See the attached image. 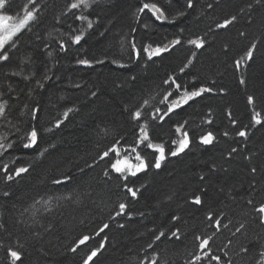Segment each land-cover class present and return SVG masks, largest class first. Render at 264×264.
<instances>
[{
  "label": "trees",
  "instance_id": "1",
  "mask_svg": "<svg viewBox=\"0 0 264 264\" xmlns=\"http://www.w3.org/2000/svg\"><path fill=\"white\" fill-rule=\"evenodd\" d=\"M74 2L33 0L26 9L29 0H6L7 11H0L16 22L36 9L30 29L13 38L16 47L9 42L10 58L0 62V104L6 107L0 138L13 145L0 150V264H10L9 247L22 253L18 264H83L94 249L99 251L89 264H216L211 255L221 264H264V224L255 211L264 204V123L252 122L255 112L264 120V0H192V8L187 0H95L87 8H69ZM143 3H158L167 18L139 12ZM232 16L237 19L228 27H216ZM197 37L204 47L187 43ZM176 39L181 43L173 46ZM253 43L252 59L237 70L234 62ZM145 46L167 51L149 60ZM169 77L179 90L164 83ZM201 87L213 92L181 104L163 121L152 119L157 108L162 115L185 90ZM249 95L255 109L247 104ZM137 110L139 122L131 118ZM139 124L147 125L151 142L162 145L167 158L160 169L116 173L111 164L117 154L101 156L117 141L120 153H130ZM178 125L190 145L172 157L173 140L182 138ZM32 127L39 129L38 143L24 148ZM242 129L247 138L236 134ZM208 132L214 142L203 145L200 137ZM137 151L154 164L158 153L145 146ZM21 167L28 171L6 179ZM128 188L138 190L135 198ZM197 195L200 205L193 203ZM120 203L126 209L117 215ZM209 213L221 221L219 230ZM85 235L90 239L80 245ZM198 235L211 237V251L194 262L204 251Z\"/></svg>",
  "mask_w": 264,
  "mask_h": 264
},
{
  "label": "snow or ice",
  "instance_id": "2",
  "mask_svg": "<svg viewBox=\"0 0 264 264\" xmlns=\"http://www.w3.org/2000/svg\"><path fill=\"white\" fill-rule=\"evenodd\" d=\"M33 3V0H29L28 5H25V8L27 9L29 5H31ZM81 5H83V7L87 8L90 6L89 4V0H76V2L72 3L69 5V8L71 9H77L79 7H81ZM187 7L188 8H192L193 7V3L192 0H187ZM248 7H251V5H248ZM145 10L151 12V14L155 17L156 20H164L166 19V15H165V9L161 6H158V3H143L142 7L139 9V12L143 13L145 12ZM0 11H7L6 8V0H0ZM243 11V9L241 10ZM36 9L35 7H32L31 10H27L25 11V14L23 15V18L19 19L18 23H13V16L9 15V14H0V30H2L3 35H0V50H3L2 52H0V62H6L8 61V59L10 58L9 56V52L7 49V46L9 45V42L11 43V47H16V43L14 42L13 38L14 37H18L19 34H21L22 30H29L30 29V24L31 22H34L36 19ZM184 13H178V15H183ZM76 19H84V17L82 16H77ZM237 19L236 16H232L230 19H225L224 22L222 24H218L216 27L217 28H226L228 27L230 24H232L235 20ZM88 27L91 28L92 24L91 22H89ZM83 33H81L80 35H76L72 38V43L73 44H79L82 37H83ZM241 36L244 35V33H240ZM181 43V40L176 39L172 41V45L176 46L179 45ZM188 44L190 45H194L196 48H202L204 47V40L197 37L196 39H192L187 41ZM256 45L255 43H253L252 47H249L247 49V52L244 54V57H242L239 60H236L234 62V66L237 70H239V68L241 67V64L245 62V59L250 61L253 57V52L255 49ZM60 49L61 51H65L66 50V45L61 42L60 43ZM131 50L133 52L136 53L137 58H139L141 56V52L137 49V46L135 43L131 44ZM167 51V48H160V47H155V48H150L148 46L143 47V54H147L148 59L151 60L153 57L158 56L161 52ZM77 63L79 65L85 66V67H91L92 66V61L88 60V59H79L77 60ZM97 63H102V61H97ZM113 63H116V61H113ZM189 63H191V61H189ZM123 67V65H121ZM188 64L184 65V68H187ZM184 68H181L180 71L183 72ZM44 80H48L50 79L46 74L43 77ZM165 84H169V86H175V88L177 90H179L181 88V85L176 83V81L172 78L169 77L168 80L164 81ZM241 84H245L246 81L241 78L240 80ZM38 87H44V85L40 82H38ZM213 92V88L211 87H201L197 90H193V91H184L183 96L180 98V101H173L171 104H169L167 111L164 112L162 115H160L161 110L159 108H157L155 110V113L152 116L153 120L159 119L160 121H163L164 118L166 116H168L170 113H172L176 108L180 107L181 104H186L188 101L193 100L196 97H200L202 94L204 93H212ZM221 93L224 92V89L220 90ZM173 93H168L167 96H165V101L169 99V97L172 95ZM93 96L96 95V93L92 94ZM165 101H161L162 103H164ZM145 104L148 103V101L144 102ZM247 104L249 106H251L253 109H255V104H256V99L255 97H253L252 95H249L247 97ZM37 109H32V112L35 114L37 113ZM72 109H69L68 111H66L64 113L65 118H67L69 112H71ZM6 112V107L5 104H0V116H3ZM229 117H231V113H229ZM131 118L134 121L139 122L142 119V112L140 110L135 111L134 113L131 114ZM252 122H253V126L255 125H260L262 123H264V120L261 119V113L260 112H255V114L252 116ZM61 121L58 119L56 121V127H60L61 126ZM208 123H211V121H208ZM231 123L233 125L237 124V121L235 119L231 120ZM184 125H178L176 127V132L178 134H180V136L182 137L181 139H179V141L177 142L176 140H173V144L176 145L175 151H170L168 153V155L172 156V157H176L178 156L180 153H183L185 151V149L189 148L190 145V139H189V134L186 131H183ZM239 137L242 138H247L248 133L245 130H240L239 132L236 133ZM28 138L29 141L28 143L23 144L24 148H30L35 146L38 143V135H39V129L37 127H32L31 130L28 132ZM225 136L228 135L227 132L224 133ZM4 138H0V150H3L5 148H10L13 145L8 143H4L3 142ZM214 135L212 132H208L205 135H202L200 137V143L203 145H211L214 142ZM120 144L119 141L116 142V144H113V146L111 148H109L107 151H105L103 153V155L101 156V159L108 157L110 153L115 152L117 155L120 154V148L118 147V145ZM136 147H132L130 149H126V151H129L130 153H135V161H137V163H132L131 162V158L130 157H125L123 160L117 159L114 163L111 164L112 169L116 172V173H120V174H124L125 172L129 173L132 176L137 175V173H140L142 171H144L147 167L151 166L154 167L156 169H160L161 168V163L162 161L166 160V155H165V148L160 145V144H154L151 142L150 140V134L147 130V125L146 124H139V137L137 139L136 142ZM140 146H145L146 150H151V152L153 154L158 153V155H155V162L154 164L148 162L146 163L145 159L141 156V154L137 151V148ZM237 150L235 148L232 149V153H235ZM5 170H8V166L5 165L4 166ZM213 170H215V166L213 167ZM28 171V169L26 168H17L15 169V172L11 175H7L6 179L7 180H12L13 176H19L22 173H26ZM252 173H255L257 171L256 168H252L251 169ZM107 174V173H106ZM65 180L68 179V177L64 178ZM201 180H204V177L201 176ZM64 181L62 180H57L54 181V183L56 184H60L63 183ZM128 193L131 194V196L133 198H135L137 196V191L138 190H134L132 188H128L127 189ZM4 195H8V193H4ZM193 203L196 205H200L202 203V199L201 196H195ZM249 204H252L253 202L251 200L248 201ZM126 209V205L124 203H120L119 204V212H117V215H121L125 212ZM255 211L257 212L259 219L261 221L262 224H264V204L259 205L258 208L255 209ZM173 220H177L178 218L173 216L172 217ZM208 219L211 221L213 219H215V225L217 227V230H219V226L221 225V221L218 218H214L212 216L211 213H209ZM0 227H2V225H0ZM108 225H104V228H107ZM244 227L243 224L240 225L239 228L236 229L237 232H239L242 228ZM104 229H101V231H103ZM165 235L163 232L160 233V236ZM172 235L175 237L176 233L173 232ZM160 236L156 237V240L160 239ZM90 239L89 236L85 235L83 236L78 243L80 245L85 244L86 241H88ZM198 242H199V248L201 250H204L202 252V255L197 254L193 257V261H201L204 258H208L210 256V246H209V241L211 239V237H201V236H196L195 238ZM152 245H149V247H151ZM101 248L104 247V244L101 243L100 245ZM72 251H76V248L73 247L71 249ZM99 249H94L91 251V253L87 256V259L84 260L83 264H89L90 261L93 260L94 257L97 256ZM261 256L264 257V252L261 253ZM7 258L10 260V264H18V262L21 261L22 259V253L16 249H13L11 247H9L7 249ZM210 259L212 261H215L216 264H221V257L217 256V255H211ZM259 264V262H258Z\"/></svg>",
  "mask_w": 264,
  "mask_h": 264
},
{
  "label": "rangeland",
  "instance_id": "3",
  "mask_svg": "<svg viewBox=\"0 0 264 264\" xmlns=\"http://www.w3.org/2000/svg\"><path fill=\"white\" fill-rule=\"evenodd\" d=\"M93 1H95V0H89V3L93 2ZM18 22H19V20H17L16 22H13V23H18ZM0 35H3L2 30H0ZM125 157H130L132 163H137V161H135V158H134L135 153H126V154L120 153L119 155H117V159H120V160H123ZM127 174H129V173H127V172L124 173V175H127Z\"/></svg>",
  "mask_w": 264,
  "mask_h": 264
}]
</instances>
